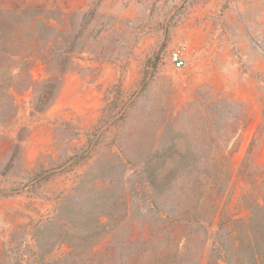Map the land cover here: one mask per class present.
<instances>
[{
  "label": "rangeland",
  "instance_id": "rangeland-1",
  "mask_svg": "<svg viewBox=\"0 0 264 264\" xmlns=\"http://www.w3.org/2000/svg\"><path fill=\"white\" fill-rule=\"evenodd\" d=\"M13 3L52 29L0 55V264L245 257L219 223L263 203L264 0Z\"/></svg>",
  "mask_w": 264,
  "mask_h": 264
},
{
  "label": "trees",
  "instance_id": "trees-1",
  "mask_svg": "<svg viewBox=\"0 0 264 264\" xmlns=\"http://www.w3.org/2000/svg\"><path fill=\"white\" fill-rule=\"evenodd\" d=\"M13 6V9L4 10L0 8V55L6 61L13 60L15 56L28 57L34 52V49H30V51L25 49L29 48L25 42L27 37L34 36L39 38L44 34L42 31L44 27H47L49 30L52 29L44 24L41 27L38 26L40 19L36 18L37 15L35 13L32 14V10L34 9L22 4L13 3ZM27 18L33 24L30 27H24ZM16 37L18 42L13 47L12 40ZM10 70V65H0V90L6 89L9 86L12 77V71ZM255 188H259L258 197L262 199L263 203L261 205L254 202L248 203L247 207L250 214L245 223L242 220L228 221L225 219H222L219 223L220 228L225 227L229 223L243 224L242 229H237L236 232L240 238L238 249H241L242 246V234L243 238H245L243 244H246V254L242 259H235L232 264H264V180L261 181L259 186L255 185ZM238 251L236 249L234 252ZM207 264L217 263L215 260L210 259Z\"/></svg>",
  "mask_w": 264,
  "mask_h": 264
},
{
  "label": "built area",
  "instance_id": "built-area-1",
  "mask_svg": "<svg viewBox=\"0 0 264 264\" xmlns=\"http://www.w3.org/2000/svg\"><path fill=\"white\" fill-rule=\"evenodd\" d=\"M170 59H171L172 63L174 64L175 68H180V67L184 66V64L186 63V59L182 55V52L180 49L173 50L170 53Z\"/></svg>",
  "mask_w": 264,
  "mask_h": 264
}]
</instances>
